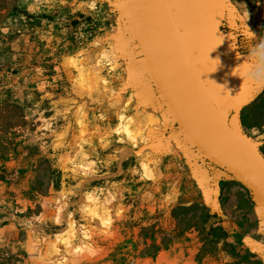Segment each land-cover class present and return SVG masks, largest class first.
<instances>
[{
    "label": "rangeland",
    "instance_id": "rangeland-1",
    "mask_svg": "<svg viewBox=\"0 0 264 264\" xmlns=\"http://www.w3.org/2000/svg\"><path fill=\"white\" fill-rule=\"evenodd\" d=\"M204 1L185 39L264 156V0ZM124 3L0 0V264H264L252 193L175 127Z\"/></svg>",
    "mask_w": 264,
    "mask_h": 264
},
{
    "label": "water",
    "instance_id": "water-1",
    "mask_svg": "<svg viewBox=\"0 0 264 264\" xmlns=\"http://www.w3.org/2000/svg\"><path fill=\"white\" fill-rule=\"evenodd\" d=\"M119 6L127 11L146 74L152 77L175 127L251 191L264 224V156L258 143L249 141L230 121L225 99L215 101L194 48L183 36L184 30H189L203 40L205 22L181 17L183 29L179 30L167 0H127ZM236 96L240 100L236 101ZM228 97L236 116L246 100L244 94L237 87Z\"/></svg>",
    "mask_w": 264,
    "mask_h": 264
},
{
    "label": "flooded vegetation",
    "instance_id": "flooded-vegetation-1",
    "mask_svg": "<svg viewBox=\"0 0 264 264\" xmlns=\"http://www.w3.org/2000/svg\"><path fill=\"white\" fill-rule=\"evenodd\" d=\"M170 12L172 14V17L176 23V26L179 30L183 29V18H198L201 17L205 20L204 12H209L208 6L206 7V4L208 2H205L204 0H196V4L194 3V0H167ZM215 4L211 5V9H214ZM189 13L188 16H186L183 13ZM184 37L188 39L190 35L187 32H184Z\"/></svg>",
    "mask_w": 264,
    "mask_h": 264
},
{
    "label": "clouds",
    "instance_id": "clouds-1",
    "mask_svg": "<svg viewBox=\"0 0 264 264\" xmlns=\"http://www.w3.org/2000/svg\"><path fill=\"white\" fill-rule=\"evenodd\" d=\"M251 57L254 60V68L250 73V82L257 85H264V44H260L251 50Z\"/></svg>",
    "mask_w": 264,
    "mask_h": 264
},
{
    "label": "snow or ice",
    "instance_id": "snow-or-ice-1",
    "mask_svg": "<svg viewBox=\"0 0 264 264\" xmlns=\"http://www.w3.org/2000/svg\"><path fill=\"white\" fill-rule=\"evenodd\" d=\"M213 32L212 31H209L208 33V37H209V43L208 45L206 46L205 50H204V58H205V67H204V71L207 72V71H212L216 65V62L213 61V60H209L207 58V53L208 51H210L215 45L214 43H212V37H213ZM223 90H220V94H222Z\"/></svg>",
    "mask_w": 264,
    "mask_h": 264
},
{
    "label": "bare ground",
    "instance_id": "bare-ground-1",
    "mask_svg": "<svg viewBox=\"0 0 264 264\" xmlns=\"http://www.w3.org/2000/svg\"><path fill=\"white\" fill-rule=\"evenodd\" d=\"M192 1H193V0H192ZM194 3H195V5H197V4H196V0H194ZM250 192H251V191H250ZM253 198H254V197H253ZM258 209H259V208H258ZM258 213H259V212H258ZM259 215H260V213H259ZM260 217H261V215H260ZM261 219H262V218H261Z\"/></svg>",
    "mask_w": 264,
    "mask_h": 264
}]
</instances>
